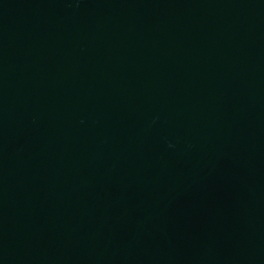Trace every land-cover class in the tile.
I'll list each match as a JSON object with an SVG mask.
<instances>
[{"label":"water","instance_id":"1","mask_svg":"<svg viewBox=\"0 0 264 264\" xmlns=\"http://www.w3.org/2000/svg\"><path fill=\"white\" fill-rule=\"evenodd\" d=\"M0 264H264V0H0Z\"/></svg>","mask_w":264,"mask_h":264}]
</instances>
